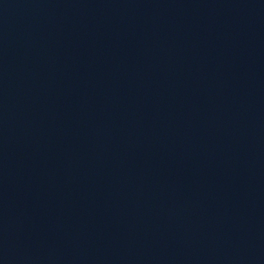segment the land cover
<instances>
[{"label": "water", "instance_id": "95a60500", "mask_svg": "<svg viewBox=\"0 0 264 264\" xmlns=\"http://www.w3.org/2000/svg\"><path fill=\"white\" fill-rule=\"evenodd\" d=\"M0 264H264V0H0Z\"/></svg>", "mask_w": 264, "mask_h": 264}]
</instances>
